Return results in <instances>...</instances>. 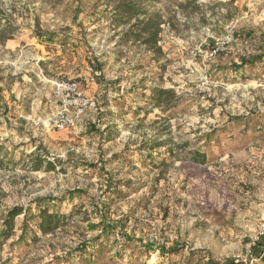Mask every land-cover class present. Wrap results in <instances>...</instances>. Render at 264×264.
<instances>
[{
    "label": "rangeland",
    "instance_id": "rangeland-1",
    "mask_svg": "<svg viewBox=\"0 0 264 264\" xmlns=\"http://www.w3.org/2000/svg\"><path fill=\"white\" fill-rule=\"evenodd\" d=\"M175 1L156 4L167 21L189 0ZM106 5L0 0L13 35L0 44V232L15 206L76 213L45 236L31 221V245L18 217L0 264H264V0H198L162 26L158 59L120 44L129 26ZM63 82L94 105L58 132ZM155 87L175 93L163 109ZM40 158L56 169L36 171ZM102 221L118 229L97 241Z\"/></svg>",
    "mask_w": 264,
    "mask_h": 264
},
{
    "label": "trees",
    "instance_id": "trees-1",
    "mask_svg": "<svg viewBox=\"0 0 264 264\" xmlns=\"http://www.w3.org/2000/svg\"><path fill=\"white\" fill-rule=\"evenodd\" d=\"M49 2H54L55 4L62 3L66 0H45ZM73 2H78V0H71ZM107 3L106 8H111V20L117 27L120 26H129L127 30H123L122 33H119L118 36L121 37L120 44L130 47L129 45H140L144 47L148 52L153 53L154 56L158 59L161 54H163V48L159 46L161 41V33L163 32L162 26L171 23L172 21H177V15L188 13L195 14L198 9V0H189L185 5L178 4L176 10L171 11V17L166 20L162 10L156 8V4L162 3V0H100ZM171 1V0H169ZM179 0L175 2L178 3ZM155 8V9H154ZM203 21H206L203 16ZM0 44H5L9 40H13V35L8 34V28L11 26L8 16L5 15L4 10L0 7ZM41 38H47L52 40L53 34H39ZM261 58H256L259 60ZM243 64H249L247 60H241ZM237 68H240L237 66ZM151 97L154 101V105L158 108L163 109L165 105L169 104L174 100L175 93L172 90H164L158 87H155L151 91ZM168 146V142H162L156 144L154 149L160 147ZM193 162L200 165H205L207 163V156L201 154L200 152H195L193 156ZM35 170L40 171L44 169L45 171L55 170L56 166L49 159L37 160L35 162ZM76 215V213H74ZM74 214H59L51 212L50 209L40 207L35 214H31V210H25L22 206H15L10 209H7L3 214V228L0 232V245L7 241L14 232L16 226V219L24 215V220L22 224V234L19 237V242L25 244L29 243L35 244L38 242L39 238L37 236V231H33V234L30 236L29 231L31 221L35 223L36 228L42 235H50L56 232L58 229L64 228L69 221L73 219ZM102 231L100 236L95 240L100 241L103 239H109L115 235V230L118 229L116 226H107L103 221L101 222ZM33 230V229H32ZM83 245V244H82ZM87 244H85L86 246ZM84 253L86 248L82 246ZM80 251V250H79ZM81 252V251H80ZM169 256L179 255L180 250L172 248L168 251ZM200 252L193 251L189 254V259L198 255ZM82 255V254H81ZM209 264H219L209 259ZM234 264V262H230Z\"/></svg>",
    "mask_w": 264,
    "mask_h": 264
},
{
    "label": "built area",
    "instance_id": "built-area-1",
    "mask_svg": "<svg viewBox=\"0 0 264 264\" xmlns=\"http://www.w3.org/2000/svg\"><path fill=\"white\" fill-rule=\"evenodd\" d=\"M89 72L92 75L91 81H95L94 77L96 73L91 68ZM55 86V96L59 99L61 110L54 114L49 122L54 130L63 132L76 126V117L71 110L81 114L94 104L90 98L79 91L78 85L75 82H63L55 84Z\"/></svg>",
    "mask_w": 264,
    "mask_h": 264
},
{
    "label": "crops",
    "instance_id": "crops-1",
    "mask_svg": "<svg viewBox=\"0 0 264 264\" xmlns=\"http://www.w3.org/2000/svg\"><path fill=\"white\" fill-rule=\"evenodd\" d=\"M10 41V40H9Z\"/></svg>",
    "mask_w": 264,
    "mask_h": 264
}]
</instances>
